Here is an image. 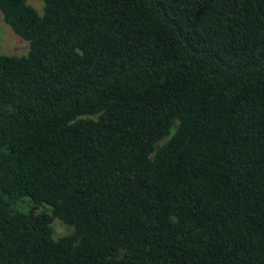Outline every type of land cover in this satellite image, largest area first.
<instances>
[{
    "label": "trees",
    "instance_id": "1",
    "mask_svg": "<svg viewBox=\"0 0 264 264\" xmlns=\"http://www.w3.org/2000/svg\"><path fill=\"white\" fill-rule=\"evenodd\" d=\"M38 1L0 0V264H264V0Z\"/></svg>",
    "mask_w": 264,
    "mask_h": 264
},
{
    "label": "rangeland",
    "instance_id": "2",
    "mask_svg": "<svg viewBox=\"0 0 264 264\" xmlns=\"http://www.w3.org/2000/svg\"><path fill=\"white\" fill-rule=\"evenodd\" d=\"M28 2L42 13V4L38 0H28ZM26 49L27 42L23 41L7 24L2 22L0 24V53L19 55L25 53ZM53 228L55 238L62 237L71 232V228L60 222L58 219L54 220Z\"/></svg>",
    "mask_w": 264,
    "mask_h": 264
}]
</instances>
